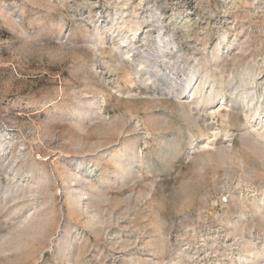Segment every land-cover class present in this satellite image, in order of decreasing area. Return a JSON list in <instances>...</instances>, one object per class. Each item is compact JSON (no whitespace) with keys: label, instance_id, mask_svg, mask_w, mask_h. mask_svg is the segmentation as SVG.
<instances>
[{"label":"rangeland","instance_id":"374dc122","mask_svg":"<svg viewBox=\"0 0 264 264\" xmlns=\"http://www.w3.org/2000/svg\"><path fill=\"white\" fill-rule=\"evenodd\" d=\"M0 264H264V0H0Z\"/></svg>","mask_w":264,"mask_h":264},{"label":"bare ground","instance_id":"6f19581e","mask_svg":"<svg viewBox=\"0 0 264 264\" xmlns=\"http://www.w3.org/2000/svg\"><path fill=\"white\" fill-rule=\"evenodd\" d=\"M157 28L159 29L156 37L159 39V42L164 44L166 51H173L176 46L174 38L170 35L167 37L164 28ZM151 60V67L146 70L147 75L153 79V84L158 85L169 95L174 94L179 96L184 94L190 86L189 82L196 77L194 72H182L175 67H166L164 61L158 58L156 50H153Z\"/></svg>","mask_w":264,"mask_h":264}]
</instances>
